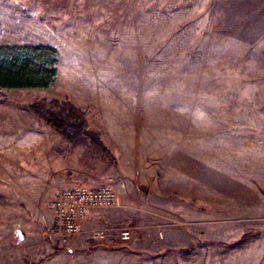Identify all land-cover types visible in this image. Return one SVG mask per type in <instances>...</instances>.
Listing matches in <instances>:
<instances>
[{
  "label": "rangeland",
  "instance_id": "obj_1",
  "mask_svg": "<svg viewBox=\"0 0 264 264\" xmlns=\"http://www.w3.org/2000/svg\"><path fill=\"white\" fill-rule=\"evenodd\" d=\"M241 4L0 0V44L60 53L53 87L0 103V264H264V41ZM42 99L90 110L115 160L27 108ZM74 173L120 205L57 236L51 202Z\"/></svg>",
  "mask_w": 264,
  "mask_h": 264
},
{
  "label": "trees",
  "instance_id": "obj_2",
  "mask_svg": "<svg viewBox=\"0 0 264 264\" xmlns=\"http://www.w3.org/2000/svg\"><path fill=\"white\" fill-rule=\"evenodd\" d=\"M4 32L0 24V36ZM59 63V50L51 44H0V103L7 101L10 90L53 87L59 78ZM27 108L67 141L86 139L115 160L113 152L102 142L100 134L92 128L90 110L81 109L69 99H42ZM59 250L61 249L56 248L55 251ZM50 257L52 256H47L35 264L43 263Z\"/></svg>",
  "mask_w": 264,
  "mask_h": 264
},
{
  "label": "built area",
  "instance_id": "obj_3",
  "mask_svg": "<svg viewBox=\"0 0 264 264\" xmlns=\"http://www.w3.org/2000/svg\"><path fill=\"white\" fill-rule=\"evenodd\" d=\"M119 205V196L111 184L92 186L77 182L57 187L51 202L54 216L52 231L63 237L80 234L84 232L85 225L95 210ZM120 236L122 240L128 241L132 238V232L123 229ZM103 237V231L94 230L93 238Z\"/></svg>",
  "mask_w": 264,
  "mask_h": 264
},
{
  "label": "crops",
  "instance_id": "obj_4",
  "mask_svg": "<svg viewBox=\"0 0 264 264\" xmlns=\"http://www.w3.org/2000/svg\"><path fill=\"white\" fill-rule=\"evenodd\" d=\"M240 1H243V0H240ZM241 6L243 9L242 11L247 12V16H255V17H259L262 19L261 36L257 39H262V41H264V0H245V7H243L242 4ZM91 126L94 130L96 129V127L93 125L92 122H91ZM85 178H88V177L86 176ZM76 180L83 183V180L81 179V177L77 175L76 173L72 175H68V181L65 180L64 183L65 185H68L70 182L76 181Z\"/></svg>",
  "mask_w": 264,
  "mask_h": 264
},
{
  "label": "water",
  "instance_id": "obj_5",
  "mask_svg": "<svg viewBox=\"0 0 264 264\" xmlns=\"http://www.w3.org/2000/svg\"><path fill=\"white\" fill-rule=\"evenodd\" d=\"M19 236L22 238V233L21 232H18Z\"/></svg>",
  "mask_w": 264,
  "mask_h": 264
}]
</instances>
